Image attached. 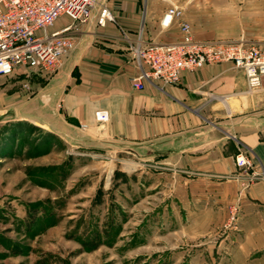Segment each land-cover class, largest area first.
I'll list each match as a JSON object with an SVG mask.
<instances>
[{
  "label": "crops",
  "instance_id": "1",
  "mask_svg": "<svg viewBox=\"0 0 264 264\" xmlns=\"http://www.w3.org/2000/svg\"><path fill=\"white\" fill-rule=\"evenodd\" d=\"M115 1L103 4L111 22L97 27L94 11L72 32L75 48L52 76L32 73L15 81L30 89L14 93L24 98L20 118L71 147L160 159L175 170L188 238L207 251L208 263L264 264V76L250 93L242 72L220 62L182 71L175 85L145 81L133 89L137 69L128 46L174 44L180 33L175 23L160 26L165 7L155 8L154 0ZM207 1L206 14L203 2L182 5L191 9L181 17L193 41L246 39L264 46L263 12L245 21L243 1ZM97 110L108 114L102 126L93 118ZM243 150L252 169L234 165ZM229 203L238 206L237 227L222 230Z\"/></svg>",
  "mask_w": 264,
  "mask_h": 264
},
{
  "label": "rangeland",
  "instance_id": "2",
  "mask_svg": "<svg viewBox=\"0 0 264 264\" xmlns=\"http://www.w3.org/2000/svg\"><path fill=\"white\" fill-rule=\"evenodd\" d=\"M187 1L203 2L207 13V0L153 2L165 11L177 6L182 16L191 15ZM239 1L245 21L264 13V0ZM239 41L264 54L263 45L246 39L196 43ZM28 74L19 68L0 77V264H212L188 238L175 170L158 158L68 146L20 118L24 98L14 93L30 89L15 81ZM238 153L249 166L237 168L252 169L248 153ZM237 217V204L229 203L220 228L236 229Z\"/></svg>",
  "mask_w": 264,
  "mask_h": 264
},
{
  "label": "built area",
  "instance_id": "3",
  "mask_svg": "<svg viewBox=\"0 0 264 264\" xmlns=\"http://www.w3.org/2000/svg\"><path fill=\"white\" fill-rule=\"evenodd\" d=\"M94 11L97 27L112 21L108 8L97 0H0V77L9 76L19 68L41 76L54 74L75 48L72 32L88 23ZM59 20L67 22L54 29ZM172 23L177 25L180 33L177 43L139 42L128 46L137 69V75L130 80L133 89L141 90L145 81L157 82L160 86L175 85L182 71L220 62L230 63L242 72L247 90L260 86L264 54L258 48L240 41L194 42L189 25L181 19L177 6H170L164 12L160 26L168 28ZM93 118L98 126H102L107 122L108 114L105 110H97ZM235 165L247 167L249 162L238 153Z\"/></svg>",
  "mask_w": 264,
  "mask_h": 264
}]
</instances>
